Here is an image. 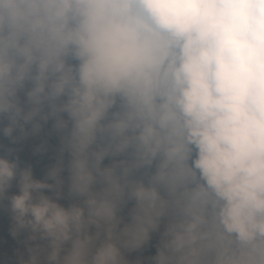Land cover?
<instances>
[{
	"label": "clouds",
	"instance_id": "1",
	"mask_svg": "<svg viewBox=\"0 0 264 264\" xmlns=\"http://www.w3.org/2000/svg\"><path fill=\"white\" fill-rule=\"evenodd\" d=\"M0 264H264V0H0Z\"/></svg>",
	"mask_w": 264,
	"mask_h": 264
},
{
	"label": "trees",
	"instance_id": "2",
	"mask_svg": "<svg viewBox=\"0 0 264 264\" xmlns=\"http://www.w3.org/2000/svg\"><path fill=\"white\" fill-rule=\"evenodd\" d=\"M152 251L154 252V249H152Z\"/></svg>",
	"mask_w": 264,
	"mask_h": 264
}]
</instances>
